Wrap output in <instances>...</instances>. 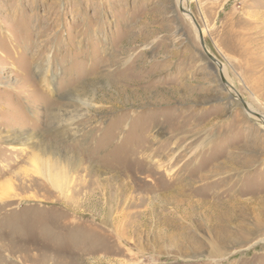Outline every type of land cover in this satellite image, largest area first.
<instances>
[{
    "label": "rangeland",
    "instance_id": "rangeland-1",
    "mask_svg": "<svg viewBox=\"0 0 264 264\" xmlns=\"http://www.w3.org/2000/svg\"><path fill=\"white\" fill-rule=\"evenodd\" d=\"M180 8L264 116V0H0V264H264V123Z\"/></svg>",
    "mask_w": 264,
    "mask_h": 264
},
{
    "label": "bare ground",
    "instance_id": "bare-ground-1",
    "mask_svg": "<svg viewBox=\"0 0 264 264\" xmlns=\"http://www.w3.org/2000/svg\"><path fill=\"white\" fill-rule=\"evenodd\" d=\"M187 19L189 20L190 18L187 16ZM218 65L221 67V73H223L224 72L223 65L222 64H218ZM228 86H230V84ZM262 117H263V120H261V122L263 123L264 122V116H262ZM20 143L18 142L16 145L10 144L9 148L10 149H16V148H18V146L23 147V145ZM35 158H34V160H35ZM57 164L58 163L53 159L52 160L47 159V158L46 159H39V160L37 159V163L33 165V171H31V172H33L35 175L41 176L44 179V181L46 182V184L49 185L51 188H53L55 191L64 192L65 191L64 190V186H65L64 182H65L66 177L64 175L60 174L59 172L49 170V168L57 169V167H58ZM0 199H2V198H0Z\"/></svg>",
    "mask_w": 264,
    "mask_h": 264
},
{
    "label": "water",
    "instance_id": "water-1",
    "mask_svg": "<svg viewBox=\"0 0 264 264\" xmlns=\"http://www.w3.org/2000/svg\"><path fill=\"white\" fill-rule=\"evenodd\" d=\"M180 9H181V12L184 13L183 9L182 8H180ZM184 14H186L190 18L191 22L193 23V25H194V27H195V29L197 31V34L199 36L200 46H201V48L203 50V53L207 56L208 59H210L213 63H215L217 65V67L219 68L220 80H221L223 86L225 88H227V91L229 92V97H234L236 100L238 99L241 102V104L243 105V107L245 109H247V111H249V113H251L253 116H255L256 118H258L259 120H263V117L260 114H257V113H254V112H251L250 110H248V108H246L245 102L242 100V98L239 96V94L235 90H233L231 86H228L229 84L225 81V79H224V77H223V75L221 73V67L218 65L220 63L215 58H213L209 54V52L206 50V48L204 46V43H203V38H202L201 30H200L198 24L196 23L195 19L193 18L192 14L189 13V12H187V11Z\"/></svg>",
    "mask_w": 264,
    "mask_h": 264
}]
</instances>
